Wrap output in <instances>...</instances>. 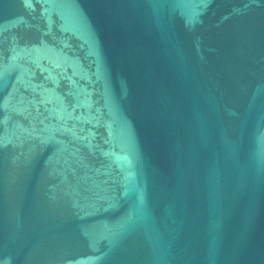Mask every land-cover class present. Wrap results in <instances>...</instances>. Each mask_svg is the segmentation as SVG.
Instances as JSON below:
<instances>
[{"label":"water","instance_id":"obj_1","mask_svg":"<svg viewBox=\"0 0 264 264\" xmlns=\"http://www.w3.org/2000/svg\"><path fill=\"white\" fill-rule=\"evenodd\" d=\"M0 264H264V0H0Z\"/></svg>","mask_w":264,"mask_h":264}]
</instances>
